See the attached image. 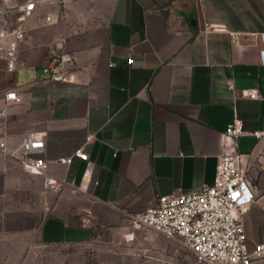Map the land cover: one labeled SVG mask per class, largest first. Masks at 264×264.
<instances>
[{"label":"crops","instance_id":"crops-1","mask_svg":"<svg viewBox=\"0 0 264 264\" xmlns=\"http://www.w3.org/2000/svg\"><path fill=\"white\" fill-rule=\"evenodd\" d=\"M28 1L3 0L2 24H13ZM35 1L15 66L0 58V108L9 112L0 136L15 147L27 131H42L47 158L83 148L93 169L81 187L86 159L52 162V173L77 184L54 190L0 151V235L84 243L93 225L127 222L123 210L143 211L179 188L200 190L214 182L222 132L239 117L256 193L243 213L248 244L264 239V154L253 134L264 130V0ZM54 52L75 56L85 82L47 80L43 66ZM11 89L19 98L7 101Z\"/></svg>","mask_w":264,"mask_h":264},{"label":"built area","instance_id":"built-area-1","mask_svg":"<svg viewBox=\"0 0 264 264\" xmlns=\"http://www.w3.org/2000/svg\"><path fill=\"white\" fill-rule=\"evenodd\" d=\"M35 0H29L21 7V13L13 24L3 25L6 8L0 0V58L14 67L20 42L26 37L25 19L35 8ZM52 22L50 14L45 16ZM2 25V26H1ZM259 58L264 65V30L258 32ZM133 63L134 58L130 57ZM46 79L50 81L85 82V68L79 65L75 56L64 52L52 53L43 66ZM244 94L259 97L256 88H247ZM7 101L16 100L19 95L15 89L6 91ZM8 108H0V119L8 116ZM241 118H234L222 132L223 146L218 154L216 174L212 184H205L200 190H175L161 194L157 204L143 211L123 210L125 220L135 227L151 228L170 238H180L203 264H256L264 258V239L254 247L248 244V235L243 213L256 199L255 187L251 183L244 165L245 154L240 151L238 137L244 134ZM257 143H262L264 154V130L253 131ZM45 134L38 130L27 131L15 147L0 136V151L8 156L19 158L24 169L31 173L44 175L45 186L61 190L71 184L77 186L66 174H54L52 162L69 165L74 157L87 160L81 187L86 186L93 169L89 154L78 148L69 156L53 160L44 155Z\"/></svg>","mask_w":264,"mask_h":264},{"label":"rangeland","instance_id":"rangeland-1","mask_svg":"<svg viewBox=\"0 0 264 264\" xmlns=\"http://www.w3.org/2000/svg\"><path fill=\"white\" fill-rule=\"evenodd\" d=\"M84 243L45 244L29 233L0 235V264H203L180 238L128 222L94 226Z\"/></svg>","mask_w":264,"mask_h":264}]
</instances>
